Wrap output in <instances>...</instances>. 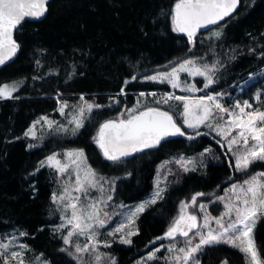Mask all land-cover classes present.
Instances as JSON below:
<instances>
[{"label":"trees","instance_id":"1","mask_svg":"<svg viewBox=\"0 0 264 264\" xmlns=\"http://www.w3.org/2000/svg\"><path fill=\"white\" fill-rule=\"evenodd\" d=\"M173 4L174 0H55L43 22L22 25L16 33L21 50L0 68V86L22 84L14 94L19 99L0 100V234L15 229L26 231L29 235L24 242L33 252L43 253L52 264H74L59 251L63 244L52 232L54 173L43 168L31 175L40 167V161L55 151L83 148L99 175L118 180L115 197L125 204L140 202L153 192L157 169L168 158L199 154L209 147L219 153L217 144L207 136L191 141L174 137L171 143L162 142L159 148L137 153L125 163L114 165L104 160L92 140L104 119L118 115L116 108L107 107L99 116L94 110L95 119L87 120L77 135L49 139L44 146L32 150L27 147L24 133L38 118L57 112L56 96L65 95L76 101L83 95L89 101L107 105L123 82L137 74V80L124 89L129 106L135 104L142 91H170L166 84L141 81L143 75L190 54L187 38L171 32L170 21L161 16ZM237 12L236 19L227 18L230 22L223 28L220 41L210 40L208 30L197 36L194 53L199 56L213 58L215 48L235 50L231 55L236 58L227 62L223 80L215 86L218 91L264 68V59L258 57L264 50L258 47L264 44V0H241ZM250 48H256V52L251 53ZM122 109L123 105L119 106ZM129 172L131 176L127 175ZM231 176L232 169L225 159L211 161L205 170L182 174L164 199L139 217V235L133 237V244L113 246L118 264H133L154 250L159 241H151L164 234L179 214L182 201L190 200L195 192H221ZM255 232L257 245L264 253V220ZM225 259L228 264H244L242 254L227 245L208 249L202 264H222Z\"/></svg>","mask_w":264,"mask_h":264},{"label":"snow or ice","instance_id":"2","mask_svg":"<svg viewBox=\"0 0 264 264\" xmlns=\"http://www.w3.org/2000/svg\"><path fill=\"white\" fill-rule=\"evenodd\" d=\"M48 3L49 0H0V66L12 60L21 50L16 33L22 24L26 19L44 18ZM240 7L241 0H174L172 8L162 11L161 16L170 21L171 32L187 38L191 45L188 51L193 52L202 29L210 32V40H221L223 28L230 22L226 18L236 19ZM210 26L216 27L213 30ZM258 47L264 49V44H258ZM232 51L235 52L234 49ZM249 51L255 53L256 48H250ZM258 57L264 59V50L258 53ZM235 58V55L230 57ZM200 59L193 52L191 57L170 61L162 66L163 70L142 76L141 82L166 84L173 90L179 89L184 95H177L175 91H142L135 104L128 107V93L124 89L136 81L139 74L126 79L107 105L89 101L81 95L79 100L82 103L75 106V114L68 121L72 126L71 134L77 135L85 127L86 119H95L92 116L94 110L99 116L106 107L116 108L118 115L104 119L92 136L104 160L115 165L125 163L128 157L137 153L159 148L162 142L171 143L174 137H186L191 141L214 133L216 143L227 149L224 155L231 154L228 166L240 173L242 178L238 182L233 181L226 189V195L211 194L214 197L212 203L223 205V211L217 216L207 211L205 203H197L198 198L208 195L205 192H195L190 200L182 201L179 214L164 234L151 241L153 244L165 240L169 243L150 251L139 264H160L161 260L164 264H202V256L208 249L222 245L237 249L243 256L244 264H264V253L257 245L255 236L257 225L264 220V170H253L254 166L264 169V79L257 90L256 74H249L248 80L239 88L241 95L251 91V99L232 98L228 104L226 96L230 94L216 91L214 87L218 82V74L226 65L219 59L214 63H200ZM36 64L41 66L40 60ZM259 75L264 78V72ZM196 77L201 78L202 87L190 82L189 78L195 81ZM21 86V82L0 86V100L19 99L14 94ZM200 92L204 94L194 95ZM149 96L153 98L151 103L147 99ZM120 97H124V100ZM57 99L58 111L65 115L69 103L59 97ZM172 101L178 103L174 105L170 103ZM121 105L123 111L119 110ZM164 106H167V110ZM175 108L180 109L177 118L181 123L174 118ZM41 121L46 122L49 129L57 125L64 133L69 132L67 126L44 116L35 121L24 136L37 139L36 125ZM201 128L206 131L201 132ZM188 129L192 130V134L188 133ZM27 147L32 149L36 145L29 143ZM211 152V147L205 148L200 155L203 157ZM64 155L67 163L61 161L60 153H53L40 161V167L31 173L35 175L42 167H48L60 179L61 190L51 195V202L60 214V222L52 226L53 234H58L63 244L59 251L70 257L74 264H117L116 258L102 249H110L116 242L132 245L131 238L139 235L137 220L164 199L167 187H161L158 179L151 196L138 205H113L111 202L116 192V179L100 176L87 163L88 157L83 148L68 150ZM175 162L184 172L193 171L196 167L195 158L180 157ZM127 175L131 176L132 173ZM93 191L99 195L93 196ZM109 207L119 208L120 211L109 213L106 210ZM189 208H198L203 213L202 223L201 218ZM114 215L119 216V219L109 229L107 226ZM28 235L26 231L15 229L0 239V264H52L43 258V253L33 260L26 259L31 249L27 243L21 242V238ZM162 252L166 255H159ZM222 264H228V260L225 259Z\"/></svg>","mask_w":264,"mask_h":264},{"label":"rangeland","instance_id":"3","mask_svg":"<svg viewBox=\"0 0 264 264\" xmlns=\"http://www.w3.org/2000/svg\"><path fill=\"white\" fill-rule=\"evenodd\" d=\"M215 41H217V40H215ZM220 47H221V45H220ZM215 50L217 51L219 49H216L215 48ZM216 51H213L212 52L213 58L212 57L207 58V56L202 57V56H199L198 54H195V55L197 57H200L201 58L199 60L200 63H214L216 59L221 60V62L224 63L226 66L218 74L217 81H219V80L222 81L223 80L222 79V76L224 75L225 68L228 65L227 62L229 60H231L230 57H232V55H231L232 50L231 49L222 48L220 51H217V52ZM193 52H195L194 49H193ZM193 52H190V54L188 55V57H191L192 54H193ZM244 52L242 51V53H244ZM158 70H163V69L160 68ZM261 72H264V68L259 69L258 71H256L255 73H253V74H256V88H257V90L261 86L262 79H264V78H261L260 75H259ZM154 73H152V74H154ZM248 78H249V76L244 77V78H240L231 87H229L227 89L219 90V91H224L226 94H230V95L226 96V100H227V103L228 104L231 103L232 98H238L239 97V98H242V99H251V95H252L251 91H248L245 94H242L241 95L240 94V88H239V85H244L245 84V81L248 80ZM182 79H183V74H182ZM189 80H190V82L196 83L197 87H202V83H201V78L200 77H196L195 81H191V78H189ZM160 85H165V84H160ZM245 87H247V86L245 85ZM170 91H175L177 95H184L185 94V93H181L179 91V89H176V90L171 89ZM216 91H218V90H216ZM156 92L157 93H164V92H169V91L158 90ZM148 93H150V92H148ZM203 94H204L203 92H200V93H197V94H194V95H203ZM64 96L65 95H63V96H56V99H57V97H59L60 100H66V101H68L70 107L65 110V115H61L60 112L57 110V112L55 114L46 115V116L49 119H51V120H54V121L59 122V124H62V125L67 126L69 128V132L68 133H64L57 125H54L53 128L49 129L48 126H47V124H46V122L41 121V123H39V124L36 125L37 139L33 140L31 138H26L25 137V139L27 140L28 144L29 143H32V144H35L36 145V147H34L32 149L40 148V147L44 146L45 144L48 143V140L49 139H56V138L65 139V138H70V137L74 136V135L71 134V127L72 126L68 124V121L71 119V116L75 114V106L80 105L82 102L79 100V98H78V100L75 101V100H70V97L69 96L68 97H64ZM60 97H62V98H60ZM85 99H86V97H85ZM141 99H143V98H141ZM147 99L151 103V101H152L153 98L151 96H149ZM170 103H172V104L175 105L178 102L172 101ZM127 106L128 107H132L133 105L132 106H129L127 104ZM164 107H166L165 110H167V106H164ZM122 111H123V109H122ZM179 112H180V109L179 108H175L174 109V112H173L174 118H177L178 117ZM42 117H44V116H42ZM40 118H38L37 120H40ZM87 120L88 119L85 120V124H86ZM179 121L180 120L177 118V122L178 123H181V121L180 122ZM201 129H203L202 130L203 132L206 131V129H204V128H201ZM81 130L82 129H80L79 132ZM188 131H192V130L191 129H188ZM214 135L215 134L213 133L212 135H205V136L211 138L216 143V140L213 139V136ZM217 139H219V137H217ZM32 149H29V150H32ZM72 149H76V148H72ZM72 149H69V150H72ZM216 149H218L219 153H215L214 150H213V152L207 153L203 157L199 153V154H194V155H183V154H181V155H175V156H172V157L168 158L163 163H161L159 165L158 169H157L158 172H157V175H156V178H155V181H154V188H155V183H156V181L158 179H159V181L161 183V187H165L166 186L167 187V190H168L170 188V186L172 185V183H174L175 181H177L179 179V177L182 176V174H186V173L194 172V171H202V170H205L207 168V166L210 164L211 161L222 162L225 159L227 161V163H228V160L229 159H232L231 154H229L228 156H225L224 155V153L227 151L226 148H221L217 144V148ZM66 151H68V150H59V151H55L53 153H60V157L59 158L61 159V161L63 163H67L68 162L67 161V158L64 155V153ZM53 153H51L50 155H52ZM50 155H48V156H50ZM180 157H184L185 159L195 158V160H196L195 170L189 171V172H184L183 169L181 168V166L178 163L175 162ZM46 158L44 160H46ZM168 161H172V162L171 163H167ZM87 163L90 164L89 161H88V159H87ZM205 165H206V167H205ZM189 167H191V165ZM43 168L53 171V173H54V176H53V180H54V192H59L61 190V188H60V179L58 178L57 173L53 169H50L48 167H42L41 169H43ZM231 169H232V176L229 179V181L227 182V185L222 189L221 192L219 190H217L216 192H214L216 195H219V196L226 195V189L231 186V184L233 183V181L235 180V181L238 182L242 178L240 173L235 172L233 168H231ZM169 170L171 171V174H169ZM253 170L254 171H261V170H264V169H262L259 166H254ZM70 171H71V169H70ZM105 178H107V177H105ZM107 179L111 180L113 178H107ZM73 182H74V176H73ZM117 184H118V180L116 179V183H115L116 190H117ZM152 193L153 192H151V194ZM165 193H164V196H165ZM115 194H116V192H115ZM115 194H114V199L111 202L113 205L124 204V205H127L129 207H134V206L138 205L139 203H141L142 201H144L145 199H147L149 196H151V194H150L149 196H147L144 200H142L140 202L131 203V204H125V203H122V202H119L118 200H116ZM211 194H213V193H211ZM211 194H208L205 197L198 198L197 203L198 204L201 203V202L202 203H205V205L207 206V211L210 212L212 216H217V215H219L223 211V205L222 204H219V203H212L211 200L214 199V197H212ZM92 195L93 196H96V195H99V193L93 191ZM106 210L109 213H113L114 211L115 212H119L120 211L119 208L113 209L112 207H109ZM188 210L191 211V212H193V213H195V214H197L201 218V223H202L203 213H200L199 210H198V208H189ZM50 212L52 214V218L55 220V224H58L60 222V214H59V212H57L55 210L54 205H52ZM118 219H119V216L114 215L112 217L111 223L107 227L110 229L116 223V221ZM137 224H138V220H137ZM13 231L0 234V239L5 238L8 233H11ZM255 231H256V229H255ZM57 236L59 237L58 234H57ZM255 236H256V232H255ZM103 238H105V237H102V239ZM131 239H133V237ZM178 239H181L182 240V238H178ZM21 242H24V237L21 238ZM168 243H169V241H167V240H165V241H159L157 243V246L156 247H159L161 244H165L166 245ZM115 244H120V243H118V242L113 243L112 244V247L110 249H102V251H106V252L111 253V255L116 258L117 264H118V257H116L115 254L112 252V248H113V246ZM123 246H129V245H123ZM148 253L145 254L144 256L138 258L136 261H134L133 264H139V262L143 258H145L148 255ZM159 255H166V253H163L162 252ZM39 256H40V254H37V253H35V252H33L31 250V251H29L27 253L26 259L33 260L35 257H39ZM43 258L46 259L44 256H43ZM160 264H164V261L161 260L160 261Z\"/></svg>","mask_w":264,"mask_h":264},{"label":"water","instance_id":"4","mask_svg":"<svg viewBox=\"0 0 264 264\" xmlns=\"http://www.w3.org/2000/svg\"><path fill=\"white\" fill-rule=\"evenodd\" d=\"M54 1H55V0H49V3H48V11H49V5H50L52 2H54ZM47 15H48V12L46 13V16H45L44 18H41L40 20L26 19V21H25L22 25H24V24H26V23H40V22H43V21L46 19ZM226 19H227V18H226ZM210 27H212V26H210ZM203 30H205V29H202L201 31H203ZM15 57H16V56H15ZM15 57H13L12 60H13ZM12 60L7 61L4 65L0 66V68H1V67H4L5 65H7V64H8L9 62H11Z\"/></svg>","mask_w":264,"mask_h":264}]
</instances>
